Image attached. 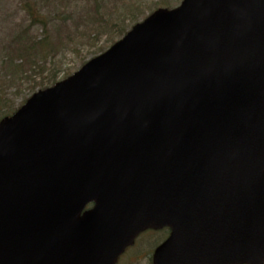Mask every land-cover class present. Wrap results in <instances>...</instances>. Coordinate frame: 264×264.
<instances>
[{
  "label": "water",
  "instance_id": "water-1",
  "mask_svg": "<svg viewBox=\"0 0 264 264\" xmlns=\"http://www.w3.org/2000/svg\"><path fill=\"white\" fill-rule=\"evenodd\" d=\"M163 227L153 264L264 262V0L159 9L0 121V264Z\"/></svg>",
  "mask_w": 264,
  "mask_h": 264
},
{
  "label": "rangeland",
  "instance_id": "rangeland-1",
  "mask_svg": "<svg viewBox=\"0 0 264 264\" xmlns=\"http://www.w3.org/2000/svg\"><path fill=\"white\" fill-rule=\"evenodd\" d=\"M94 0H87L89 4H86L84 0H37V8L42 9L46 14L48 20H51L53 16L59 14H65L69 19L70 23L67 26V34L73 33L75 29L81 31V28L84 26L88 28V18L92 17L94 11H97L102 14L110 9L114 14L111 18L113 20L116 15L121 12V9L125 8L123 6L129 3V0H125L124 3L116 0H107L105 1L104 6L94 7ZM23 0H0V60L4 56L5 47L9 43V38L13 34H17L19 31L23 30L29 25V19L23 10L22 7ZM134 3H141L138 9L132 7L131 11L128 12L126 17L121 23H113L112 26H109L104 31H99L96 33L94 30L97 29L94 27L91 29L93 39L89 43L86 40H80L77 42V48H73L72 52L67 50L69 47L62 45L59 55L54 60L53 67L56 71V82L64 79L68 75L75 72L82 64V61H87L92 57L101 53V50H107L112 43L120 39V35H123L128 31L132 25L135 24L134 20L137 19L141 21L146 15H148L153 10L164 7V8H175L179 5L181 0H135ZM31 3V2H30ZM65 4V5H63ZM134 11V12H133ZM66 12L69 16L66 15ZM133 14L135 19L129 21L128 15ZM48 31L50 33L61 32L63 38L66 36V29L62 25H57L56 23H49ZM31 34L35 37L40 35L39 26L35 25L31 28ZM9 40V41H8ZM9 62V61H7ZM11 62L13 64L18 63L17 57H13ZM5 74V71L0 69V75ZM52 72H47L43 74L42 77L36 76L33 77V82L23 81V83L17 85L13 83L7 93L9 94L8 105L12 109H16L19 105L24 102L32 93L36 92L38 89L33 90V84L41 82V80L46 81ZM3 110H0V118L3 115ZM166 233H142L138 236V239L135 241V244L127 248L125 252L119 257L117 264H150V256L152 250L160 244L166 237Z\"/></svg>",
  "mask_w": 264,
  "mask_h": 264
},
{
  "label": "trees",
  "instance_id": "trees-1",
  "mask_svg": "<svg viewBox=\"0 0 264 264\" xmlns=\"http://www.w3.org/2000/svg\"><path fill=\"white\" fill-rule=\"evenodd\" d=\"M37 0H23L22 7L25 11L28 19L29 25L23 30L19 31L17 35L11 38L10 43L4 48V56L0 60V69L5 71V74L0 75V110H3V116L10 115L13 113V110L8 105L9 94L7 91L13 87V83L17 85L23 83V81L33 82V77L39 76L42 77L43 74H46L48 71L52 72L50 77L37 84H33V90L35 88L42 89L47 86H50L56 82V71L53 67L54 60L59 55L61 46L66 45L69 47L67 50L72 52L73 48H77V42L80 40L90 41L93 39L91 29L96 27L94 31L98 33L99 31H104L109 26H112L113 23H121L132 7L138 9L142 6V2L137 4L129 0V3L121 9V12L111 20L112 16L115 14L109 9L106 14L99 13L94 11L92 17L88 18V28L84 26L81 28V31L75 29L73 33L67 34V26L70 23V18L68 19L65 14H59L53 16L51 20H48L46 14L42 9L37 8ZM49 1V0H44ZM63 1V0H58ZM86 4H89L87 0H84ZM105 1L107 0H94V7L104 6ZM124 3L125 0H116ZM31 2V3H30ZM65 5V4H63ZM140 5V6H139ZM134 12V11H133ZM66 15L69 14L66 12ZM129 21L135 19L133 14L128 15ZM138 20L135 19L136 23ZM56 23L58 26L62 25L65 31V37L61 32L50 33L48 31L49 23ZM39 26L40 35L35 37L31 34V28L33 26ZM121 36V35H120ZM95 41V39H93ZM63 43V45H62ZM103 50H101L102 52ZM17 57L18 63L13 64L11 62L13 57ZM9 61V62H7ZM83 62V61H82Z\"/></svg>",
  "mask_w": 264,
  "mask_h": 264
},
{
  "label": "flooded vegetation",
  "instance_id": "flooded-vegetation-1",
  "mask_svg": "<svg viewBox=\"0 0 264 264\" xmlns=\"http://www.w3.org/2000/svg\"><path fill=\"white\" fill-rule=\"evenodd\" d=\"M151 262V261H150Z\"/></svg>",
  "mask_w": 264,
  "mask_h": 264
}]
</instances>
